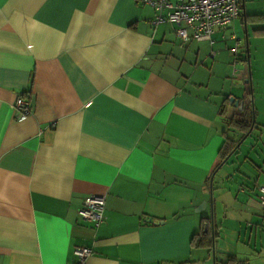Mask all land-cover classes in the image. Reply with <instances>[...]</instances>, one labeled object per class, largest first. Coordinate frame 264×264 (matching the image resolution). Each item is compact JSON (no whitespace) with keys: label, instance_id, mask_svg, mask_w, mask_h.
I'll return each mask as SVG.
<instances>
[{"label":"crops","instance_id":"obj_1","mask_svg":"<svg viewBox=\"0 0 264 264\" xmlns=\"http://www.w3.org/2000/svg\"><path fill=\"white\" fill-rule=\"evenodd\" d=\"M238 1L212 42H182L140 0H0V264H76V245L87 264H212L190 243L203 217L217 264H264V0ZM235 99L255 108L254 144L210 182ZM89 194L97 227L77 214Z\"/></svg>","mask_w":264,"mask_h":264},{"label":"built area","instance_id":"obj_2","mask_svg":"<svg viewBox=\"0 0 264 264\" xmlns=\"http://www.w3.org/2000/svg\"><path fill=\"white\" fill-rule=\"evenodd\" d=\"M148 4L154 10L151 19L153 24L169 22L174 25V31L182 42L190 38L196 40H208L216 28L226 27L232 24L240 15L238 0H140ZM230 52L237 61V47L232 46ZM237 69H233L232 75L238 76ZM13 111L16 118L21 119L31 112L29 101L23 96H17L14 100ZM259 204L264 213V183L258 184ZM77 214L82 221H88L93 227L99 226L104 221V196L89 194L84 197ZM76 264H87L91 254L88 246L76 245L73 247Z\"/></svg>","mask_w":264,"mask_h":264},{"label":"trees","instance_id":"obj_3","mask_svg":"<svg viewBox=\"0 0 264 264\" xmlns=\"http://www.w3.org/2000/svg\"><path fill=\"white\" fill-rule=\"evenodd\" d=\"M249 98H251V91L248 92ZM250 104L244 106L242 108L237 109L231 119L228 121L230 125H232L235 131L238 133V136L234 139H229L228 141L224 142L221 147L219 148L218 155L219 161L217 165L213 168V172L221 165L226 159L231 155L237 152L239 145L235 147L236 143L249 131V127L252 122L253 115L255 113V108L251 104V99H249ZM238 107V106H237ZM255 127V122L253 124L252 129L249 133L244 137V139L240 142H244L247 137H249ZM235 147V148H234ZM230 153V154H229ZM228 157L226 158V156ZM226 158V159H225ZM225 159V160H224ZM211 177V176H210ZM204 222H202L201 226L197 231L193 233L190 239V243L192 246H207L211 247L213 243V237L215 236V230H211V226L205 220H210V217H203ZM214 231V233H213ZM234 257H228L224 260L225 264H234L235 263Z\"/></svg>","mask_w":264,"mask_h":264},{"label":"rangeland","instance_id":"obj_4","mask_svg":"<svg viewBox=\"0 0 264 264\" xmlns=\"http://www.w3.org/2000/svg\"><path fill=\"white\" fill-rule=\"evenodd\" d=\"M239 2V1H238ZM247 39L246 38H243L242 39V43H241V46H240V48H241V50H242V52H244L245 51V49H246V47H248V44H247ZM253 42H255V39H253ZM253 42H251V45H254V43ZM232 44V42L231 41H227V45L229 46V45H231ZM227 52H228V58H229V60H230V62H229V64H230V73H231V71H232V68H234V65H237V68H243V66L241 67L240 66V64H238L239 62V60L238 61H233L232 60V57H233V55H232V53L230 52V50H228L227 49ZM240 52V51H239ZM245 60V59H244ZM245 67V66H244ZM249 68V70H250V67L248 66V62L246 61V68H245V72H247L248 71V68ZM244 69V68H243ZM242 69V70H243ZM244 71V70H243ZM251 71V70H250ZM230 77H232V78H234L232 75L230 76ZM232 80H234V79H232ZM238 81H236V83H237ZM251 89V94H253V92H252V86L249 88V90ZM252 102H253V104H254V99H253V95H252ZM252 102H251V104H252ZM253 104H252V106H253ZM238 136V135H237ZM236 136V137H237ZM253 139H255V137L254 136H249V137H247L246 138V140L244 141V142H242V143H240V145H239V150H241V149H244L247 145H252V144H254L253 142H251ZM236 155V154H235ZM247 155H249L248 157H249V160L251 159L253 162L254 161H256V156H255V154L253 153V152H249V153H247Z\"/></svg>","mask_w":264,"mask_h":264},{"label":"water","instance_id":"obj_5","mask_svg":"<svg viewBox=\"0 0 264 264\" xmlns=\"http://www.w3.org/2000/svg\"><path fill=\"white\" fill-rule=\"evenodd\" d=\"M246 81H248V80H246ZM229 100L230 101H232L233 100V98L232 97H230L229 98ZM239 103V105H237ZM235 106H238V108H241L242 107V101H238V100H234V103H233ZM253 124H254V115H253V118H252V122H251V125H250V127H249V131L252 129V127H253ZM249 131L236 143V145H235V147H237L239 144H240V142L244 139V137L249 133ZM234 147V148H235ZM230 154V153H229ZM228 157V155L226 156V158ZM225 158V159H226ZM224 159V160H225ZM213 175H214V172L212 173V175H211V177H210V182L212 181V178H213ZM201 208H197L196 210H201V209H203L204 208V205H205V202L204 201H202L201 202ZM156 221H159V222H162V220H156ZM156 221H154V222H156ZM211 230H212V221H211ZM211 255H212V264H217L216 262H217V259H216V255H215V249H214V247H213V243H212V252H211ZM218 264H222V263H218Z\"/></svg>","mask_w":264,"mask_h":264}]
</instances>
